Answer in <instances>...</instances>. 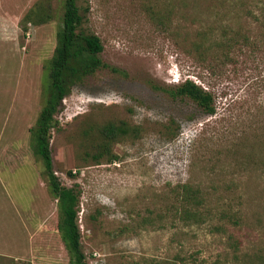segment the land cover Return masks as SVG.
<instances>
[{"label": "rangeland", "instance_id": "obj_1", "mask_svg": "<svg viewBox=\"0 0 264 264\" xmlns=\"http://www.w3.org/2000/svg\"><path fill=\"white\" fill-rule=\"evenodd\" d=\"M61 1L0 0V218L14 206L23 217L22 255L7 253L5 264H70L29 132ZM258 2L77 0L82 29L99 36L101 59L116 68L75 84L50 134L55 174L80 190L88 264H264V37L247 11L257 14ZM36 6L49 10L47 22H25ZM208 27L240 29L250 40L229 60L201 63L182 38ZM185 79L212 93L213 115L162 90ZM109 122L130 132L111 145L113 162L96 164L90 154ZM185 183L204 194L198 215L182 216ZM5 227L0 250L16 238Z\"/></svg>", "mask_w": 264, "mask_h": 264}, {"label": "trees", "instance_id": "obj_2", "mask_svg": "<svg viewBox=\"0 0 264 264\" xmlns=\"http://www.w3.org/2000/svg\"><path fill=\"white\" fill-rule=\"evenodd\" d=\"M61 6L62 14L56 44L44 69L42 106L29 132L32 151L42 160L48 188L57 200V230L68 252L69 262L88 264L82 249L81 232L77 221L80 190L76 186L63 185L55 174L50 134L51 129L57 124L55 113L62 106V100L69 94L71 88L101 69L110 68L116 71V68L101 59L103 45L99 36L82 29L83 14L77 0H62ZM256 7L257 14L252 10L247 11L254 17V21L259 23L264 37V0H259ZM48 8L50 9L49 4ZM48 11L36 6L27 12L25 22L30 20L36 25L45 23L51 18ZM24 29L26 30L25 26ZM249 40V36L240 29L222 27L216 31L208 27L199 29L190 39L182 38V45L195 60L206 63L211 57L218 60L231 59L233 54L242 48L243 43L247 44ZM162 90L173 98L192 100L206 114L215 113L212 93L191 79H185L178 85ZM129 132L130 128L123 123L109 122L99 128L100 141L90 154L91 162L96 164L102 163L101 161L113 162L117 155L112 151L111 145ZM67 174L74 175L71 171ZM179 196L183 205L182 216L198 215V208L204 205V194L199 186L185 183L181 185Z\"/></svg>", "mask_w": 264, "mask_h": 264}, {"label": "crops", "instance_id": "obj_3", "mask_svg": "<svg viewBox=\"0 0 264 264\" xmlns=\"http://www.w3.org/2000/svg\"><path fill=\"white\" fill-rule=\"evenodd\" d=\"M3 215L7 217L0 218V229L5 231V226L10 229L12 232H15V236L13 240H5L2 242L3 249L0 250V264H5V255L7 253L14 258L21 257L22 255V225H23V217H22V208H18L17 206L8 207V209H4ZM5 233V232H4Z\"/></svg>", "mask_w": 264, "mask_h": 264}, {"label": "built area", "instance_id": "obj_4", "mask_svg": "<svg viewBox=\"0 0 264 264\" xmlns=\"http://www.w3.org/2000/svg\"><path fill=\"white\" fill-rule=\"evenodd\" d=\"M28 33V32H27ZM28 36H29V33H28Z\"/></svg>", "mask_w": 264, "mask_h": 264}]
</instances>
